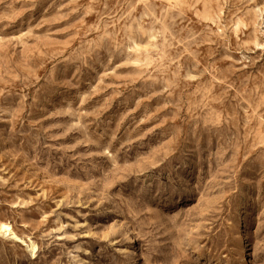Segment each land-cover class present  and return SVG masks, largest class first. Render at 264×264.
Segmentation results:
<instances>
[{
    "label": "rangeland",
    "instance_id": "1",
    "mask_svg": "<svg viewBox=\"0 0 264 264\" xmlns=\"http://www.w3.org/2000/svg\"><path fill=\"white\" fill-rule=\"evenodd\" d=\"M0 225V264H264V0H0Z\"/></svg>",
    "mask_w": 264,
    "mask_h": 264
},
{
    "label": "bare ground",
    "instance_id": "2",
    "mask_svg": "<svg viewBox=\"0 0 264 264\" xmlns=\"http://www.w3.org/2000/svg\"><path fill=\"white\" fill-rule=\"evenodd\" d=\"M1 226V225H0ZM7 226V225H6ZM1 228H6V227H4L3 225L1 226ZM240 236V235H239ZM244 258V257H243ZM245 259V258H244Z\"/></svg>",
    "mask_w": 264,
    "mask_h": 264
}]
</instances>
